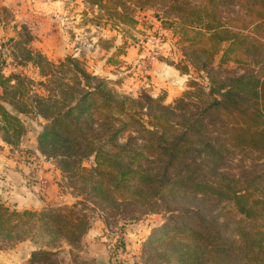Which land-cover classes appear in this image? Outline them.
Segmentation results:
<instances>
[{"label": "rangeland", "instance_id": "374dc122", "mask_svg": "<svg viewBox=\"0 0 264 264\" xmlns=\"http://www.w3.org/2000/svg\"><path fill=\"white\" fill-rule=\"evenodd\" d=\"M132 9L136 22L123 27L106 20L103 11L97 14L84 0H0V78L7 80L0 84V104L21 125L13 134L0 128V207L10 213L61 207L72 212L70 220L78 225V236L70 246L45 236L40 221L31 222L29 230L21 219L19 226L0 231V264H28L31 251L40 244L58 247L52 264H104L103 260L106 264H258L252 255L263 243L255 233L264 231V226L252 222L257 215L244 217L228 197L202 203L189 200L187 193L166 191L144 199L133 194L137 182L115 190L110 179L103 180L107 188L94 191L92 181L103 177L81 171L74 175L62 170L57 158L40 153L37 136L49 116L44 109L53 110L56 100L67 103L75 94L77 66L104 79L118 98L145 104L148 96L165 106L183 98L194 113L205 105L195 87L187 85L194 80L206 89L205 73L192 66L194 46L189 48L187 41L180 42L181 37L172 33L166 8L159 3ZM217 62L215 55L209 67L219 70L220 78L257 68L228 61L218 69ZM128 107L127 114L146 119L139 107ZM132 130L119 133L116 143L135 137ZM220 135L224 133L215 130L205 137ZM221 147L224 160L206 177L216 183L229 179L234 189L247 187V200L264 198V155L240 151L228 141ZM82 166L93 168L92 157L82 159ZM10 220L14 225L15 219ZM241 235L247 240L240 244ZM231 245L251 261L217 250Z\"/></svg>", "mask_w": 264, "mask_h": 264}, {"label": "trees", "instance_id": "16d2710c", "mask_svg": "<svg viewBox=\"0 0 264 264\" xmlns=\"http://www.w3.org/2000/svg\"><path fill=\"white\" fill-rule=\"evenodd\" d=\"M84 2L97 14L103 11L106 20L121 23L123 27L136 22L132 7L142 9L162 4L166 8L164 14L172 33L181 37L180 42L187 41L189 48L194 46L191 50L192 66L204 71L208 87L204 89L194 80H188L187 85L195 87L199 93L196 94L198 100L205 105L194 113L188 111L189 103L183 98L176 99L171 106L159 103V98L148 96L145 104L126 97L118 98L110 93L104 79L77 66L72 86L75 94L67 103L56 100L53 110L51 106L44 109L49 116L44 117L48 122L37 136L40 153L57 158L60 168L74 175H79L81 171L103 177L101 181L99 178L92 181L94 191H103L107 188L103 180L110 179L115 190L128 182H137L138 186L132 187L133 194L144 199L150 194L166 191L187 193L189 200L202 203L214 197H228L244 217L257 215L259 218L252 222L264 226V198L247 200L250 197L247 187L234 189L229 179L216 183L205 175L210 171L216 172L218 164L223 162V141H228L231 147L240 151L250 150L264 155V0ZM225 6H229L227 11H223ZM215 55L218 69L228 61L251 63L257 68L243 75L220 78L217 77L219 70L209 67ZM200 60H203L202 63ZM2 80L7 81L0 78V84ZM184 95L192 96L187 92ZM132 104L141 109L146 119H136L127 114L128 106ZM134 111L133 114L136 113ZM0 124L4 134H13L16 127H21L18 118L1 104ZM128 128L133 129L135 137L128 138L125 144L116 143L119 133ZM215 130L224 135L214 139L205 137ZM134 139L136 141L131 143ZM86 157H92L93 168L82 166V159ZM255 208L260 211L256 212ZM68 212L54 207L38 212L24 210L10 213L0 207V231L13 229L21 223L29 229L33 226L31 222L40 221L38 226L45 236L53 242L64 240L71 246L78 236V225L73 222L74 219L70 220L71 211ZM10 217L15 219L12 226ZM37 232L40 235V231ZM83 232L84 229L80 231L81 234ZM258 232L255 235L262 236L263 244L252 259L264 264V231ZM246 240L245 235L240 236V244ZM232 248L233 245L217 250L225 252L220 253L223 255L238 254L251 261L243 255L244 252L241 254L239 248ZM58 250L54 245L40 244L31 251L27 263L52 264Z\"/></svg>", "mask_w": 264, "mask_h": 264}, {"label": "crops", "instance_id": "0c3cea01", "mask_svg": "<svg viewBox=\"0 0 264 264\" xmlns=\"http://www.w3.org/2000/svg\"><path fill=\"white\" fill-rule=\"evenodd\" d=\"M30 250H31V249H30ZM27 257H28V254L26 253L25 256H24V258H23V260H22V262H23ZM103 261H104V262H103L104 264L107 263L106 260H103Z\"/></svg>", "mask_w": 264, "mask_h": 264}]
</instances>
